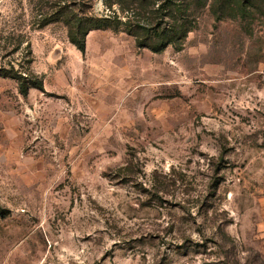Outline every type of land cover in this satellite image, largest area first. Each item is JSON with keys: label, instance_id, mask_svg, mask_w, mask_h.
I'll use <instances>...</instances> for the list:
<instances>
[{"label": "rangeland", "instance_id": "obj_1", "mask_svg": "<svg viewBox=\"0 0 264 264\" xmlns=\"http://www.w3.org/2000/svg\"><path fill=\"white\" fill-rule=\"evenodd\" d=\"M56 1L0 0V69L43 87L0 77V264H264V10L81 54Z\"/></svg>", "mask_w": 264, "mask_h": 264}, {"label": "trees", "instance_id": "obj_2", "mask_svg": "<svg viewBox=\"0 0 264 264\" xmlns=\"http://www.w3.org/2000/svg\"><path fill=\"white\" fill-rule=\"evenodd\" d=\"M97 1L106 14L93 12ZM53 9L41 19L39 27L61 22L69 43L81 54L85 52L87 34L105 29H121L132 37L137 49L160 53L169 46L181 50L204 9L215 22L224 19L244 21L256 10H264V0H57ZM0 77L13 79L22 97H26L31 88L43 90L41 80L28 68L0 69Z\"/></svg>", "mask_w": 264, "mask_h": 264}]
</instances>
